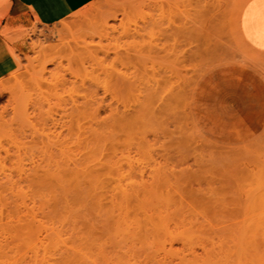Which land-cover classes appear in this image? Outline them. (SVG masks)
<instances>
[{"label":"rangeland","instance_id":"1","mask_svg":"<svg viewBox=\"0 0 264 264\" xmlns=\"http://www.w3.org/2000/svg\"><path fill=\"white\" fill-rule=\"evenodd\" d=\"M224 1L2 25L21 60L0 79V157L41 264H264L261 7Z\"/></svg>","mask_w":264,"mask_h":264},{"label":"bare ground","instance_id":"2","mask_svg":"<svg viewBox=\"0 0 264 264\" xmlns=\"http://www.w3.org/2000/svg\"><path fill=\"white\" fill-rule=\"evenodd\" d=\"M203 2V0H202ZM223 2H225L223 0ZM206 3H208V1H206ZM212 3V2H210ZM227 3V2H226ZM203 4V3H202ZM207 5V4H206ZM209 5L211 6V4H208L207 5V8L209 7ZM200 6H202L200 4ZM204 6V5H203ZM215 6V5H213ZM222 6V5H220ZM217 7V6H216ZM223 7V6H222ZM206 8V6L204 7V9ZM207 8L205 10H200L201 12L200 13H205V12H210L212 9L210 8V10ZM214 9V7H212ZM220 8V7H219ZM227 8V7H226ZM203 9V7H202ZM223 10V9H222ZM224 10H226L224 8ZM82 13V16L81 17H86L90 14L91 10L90 9H83L81 8L80 10H78ZM76 11V12H78ZM205 11V12H204ZM215 10H212L211 12H213ZM75 12V13H76ZM207 12V13H208ZM92 13V12H91ZM94 13V12H93ZM226 13V12H225ZM80 14V13H79ZM75 15V14H74ZM209 17V16H208ZM213 17V16H212ZM202 18V17H201ZM210 18V17H209ZM212 20V18H211ZM226 20H227V17H226ZM242 20H244V17L242 18ZM204 21V19H203ZM206 22V20H205ZM104 23V22H103ZM108 23V22H107ZM204 23V22H203ZM208 23V21H207ZM241 23V22H240ZM214 24V23H213ZM243 24H244V21H243ZM66 25V23H64V26ZM103 25V24H102ZM105 25V23H104ZM258 27H259V31L256 32V35H254L253 33V37L254 39H258V41L260 42L259 45L260 46H264V38L262 35H257V33H263L262 31V27H261V24H260V20L258 19ZM215 26V24H214ZM106 27V26H105ZM111 28V27H110ZM2 32L4 33V35H9L10 31L4 29L2 30ZM33 32H36L35 30H33ZM249 33V32H248ZM90 34V33H89ZM251 34V33H249ZM251 34V35H252ZM264 34V33H263ZM94 37V36H93ZM170 37V36H169ZM82 41V40H81ZM74 42V41H73ZM156 42V41H155ZM158 42V41H157ZM72 43V42H71ZM154 43V42H153ZM150 44V43H149ZM41 45V44H40ZM162 45V44H160ZM171 45V44H170ZM152 46V45H151ZM37 47V46H36ZM167 48V46H164ZM51 49V50H54V57L58 56L60 52V48H56V47H48V46H43V49L44 51L46 49ZM162 48V47H161ZM170 48V46H169ZM42 49V50H43ZM76 49V48H75ZM156 49V48H155ZM160 49V47H159ZM71 50V49H69ZM161 50V49H160ZM168 50V49H167ZM170 50V49H169ZM13 51L14 53L16 54L19 62L21 60V56L16 52V49L15 47H13ZM152 51V50H151ZM159 50H157L158 52ZM59 53V54H58ZM168 56V55H167ZM164 58H167L166 56H163ZM161 58V57H159ZM59 59V58H58ZM163 59V58H162ZM168 59V58H167ZM166 59V60H167ZM71 60V59H70ZM36 62V61H35ZM57 62V61H56ZM39 63V62H38ZM61 63V62H60ZM148 63V62H147ZM150 65L152 64L151 62H149ZM164 63H167V65L170 63V62H164ZM56 64V63H55ZM63 65V64H62ZM171 65V64H170ZM60 66V64L58 65ZM19 67V66H18ZM147 67V66H146ZM164 67H165V64H164ZM171 67V66H170ZM47 68V66L44 67V70ZM157 68V67H156ZM155 68V69H156ZM148 69V68H146ZM159 69V68H158ZM170 69V68H169ZM163 70H166V68H164ZM161 71V70H160ZM146 72V71H145ZM15 74H18V72H14V78L16 80V78L18 79L17 75ZM6 76V75H5ZM4 77V76H3ZM3 77H1L0 79H2ZM27 81V80H26ZM136 81V80H135ZM19 86L21 85V83L19 81H17ZM149 82V81H148ZM146 83V82H145ZM44 84V83H43ZM155 84V83H154ZM160 84V83H159ZM14 85V84H13ZM25 85V84H24ZM15 86V85H14ZM137 86V85H136ZM152 87V85H150ZM37 87V86H36ZM34 87V88H36ZM149 87V86H148ZM149 87V88H151ZM155 88V86H153ZM152 87V88H153ZM158 87V85H157ZM160 87V86H159ZM1 88V87H0ZM16 87H14L15 89ZM141 88V87H140ZM151 88V89H152ZM8 89V88H7ZM37 89V88H36ZM159 89V88H158ZM155 90V89H154ZM16 91V89H15ZM16 93V92H15ZM28 94V93H27ZM150 104V103H149ZM76 105V104H75ZM9 158L11 159V157L9 156ZM77 159V158H76ZM72 162H73V159H72ZM78 162V161H77ZM76 163V162H75ZM77 164V163H76ZM72 165V164H70ZM21 169H24V168H21ZM14 168L12 167V165H7L5 163V160L4 158L0 157V264H41V261L38 259V252L41 251L40 249V243L42 242V239L40 237V240H38L39 236H37V232L35 233L36 235H34V232L32 229H34L32 227V225L30 224V217L26 214H20L21 211H28L27 209L28 206L26 204V202L22 199V200H19V194L17 192H20V189H18V185H17V179H15V173L14 172ZM21 171V170H20ZM26 172V171H25ZM24 172V173H25ZM28 172V171H27ZM21 174H23L21 172ZM21 178H23L20 174H18ZM25 175V174H24ZM23 175V176H24ZM19 176H17L19 178ZM19 180V179H18ZM20 185L22 186L21 190H23V185L21 184L20 182ZM20 187V186H19ZM18 190V191H17ZM22 194V193H21ZM18 195V197H17ZM23 197V196H22ZM28 203V202H27ZM29 205V204H28ZM30 207V206H29ZM31 209V207H30ZM19 211V212H18ZM31 212V210L29 211V213ZM25 213V212H23ZM28 213V212H27ZM31 214V213H30ZM33 214V213H32ZM31 214V215H32ZM34 216V215H33ZM37 216V215H36ZM35 217V216H34ZM34 219V218H33ZM37 226V225H36ZM42 226V225H41ZM46 228H49V227H46ZM31 229V230H30ZM52 229V228H51ZM50 229V230H51ZM32 231V232H31ZM33 233V235H32ZM40 235V234H39ZM33 237V238H32ZM47 238V237H46ZM58 238V237H57ZM34 239L37 240V241H40L39 243H37L36 241L34 242ZM33 240V241H32ZM50 240V239H49ZM53 240V239H52ZM61 240V239H59ZM31 242H33V244L37 243V245H39V249H36L35 247L36 246H32L33 248H35L33 250V248L31 247ZM47 242V240H46ZM51 242V241H50ZM61 243V242H60ZM32 244V245H33ZM63 244V243H62ZM42 245V244H41ZM51 246V245H50ZM57 246V245H55ZM61 246V245H60ZM77 247V246H76ZM38 248V246H37ZM61 248V247H60ZM69 249V247H67ZM81 248V247H80ZM65 251H66V246H65ZM49 250V249H48ZM51 251V250H50ZM70 251V249H69ZM56 252V251H55ZM47 253V251H46ZM49 253V252H48ZM69 254V252L66 251V254ZM40 254V252H39ZM70 254H73V253H70ZM77 254V253H76ZM80 254V253H79ZM54 255V253H53ZM52 255V256H53ZM56 255V254H55ZM78 255V254H77ZM48 256V255H47ZM75 256V255H74ZM84 255H82V258H83ZM49 258H53V257H50ZM55 258V257H54ZM73 258V257H72ZM76 258V257H75ZM77 258H80L79 256ZM81 259V258H80ZM56 262L52 261V263L54 262L55 264H63V263H67L71 264V262H73L72 260L69 261L67 260V257L64 256L63 252L62 254L59 256V257H56L54 259ZM76 260V259H75ZM50 261V260H49ZM48 261V262H49ZM78 261V260H77ZM80 261V260H79ZM86 260H84L85 262ZM40 262V263H39ZM51 262V261H50ZM87 262V261H86ZM44 262H42L43 264ZM83 263V262H82ZM46 264V263H44ZM74 264V262H73ZM76 264V263H75ZM87 264V263H86Z\"/></svg>","mask_w":264,"mask_h":264},{"label":"crops","instance_id":"3","mask_svg":"<svg viewBox=\"0 0 264 264\" xmlns=\"http://www.w3.org/2000/svg\"><path fill=\"white\" fill-rule=\"evenodd\" d=\"M93 0H0V78L13 71L20 62L2 25L28 24L36 20L44 28H54L66 17L88 6Z\"/></svg>","mask_w":264,"mask_h":264},{"label":"snow or ice","instance_id":"4","mask_svg":"<svg viewBox=\"0 0 264 264\" xmlns=\"http://www.w3.org/2000/svg\"><path fill=\"white\" fill-rule=\"evenodd\" d=\"M255 3H256V0H253V4L250 5L249 7H253L255 6ZM259 4H260V7H261V12H260V15H259V20H260V24H261V27H262V31H264V0H259ZM248 17L245 16V21H247Z\"/></svg>","mask_w":264,"mask_h":264}]
</instances>
